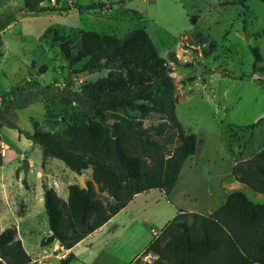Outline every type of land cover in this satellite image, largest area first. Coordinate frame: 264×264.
<instances>
[{
    "label": "rangeland",
    "instance_id": "obj_1",
    "mask_svg": "<svg viewBox=\"0 0 264 264\" xmlns=\"http://www.w3.org/2000/svg\"><path fill=\"white\" fill-rule=\"evenodd\" d=\"M24 1L0 3V109L4 104L2 110L9 122L25 134L33 133L36 123L41 131L52 133L87 125L93 121L91 113L76 101L74 93L83 83L95 82L110 71H121L118 62L85 71L86 61L71 66L57 43L42 39L48 28L57 25L65 30L122 38L141 27L167 60L180 123L198 140L196 155L186 161L180 183L169 196L158 190L137 195L109 226H115L116 233L93 239L106 251V256L101 254L95 259V264H134L140 256L132 261L137 251L155 237L150 230L163 229L179 209L208 216L225 203L231 192H241L253 203L264 204V195L237 182L233 183L237 189L230 184L234 181L233 164L264 150V122L250 128L264 118V75L251 76L255 63L251 48H258L264 60L263 2L62 0L59 8L73 3L95 8L38 14L22 12ZM41 5L57 4L56 0H44ZM193 16L198 17L196 25L192 23ZM196 32L206 37V44H197L193 36ZM180 48L181 52H175ZM171 51L175 52L176 62L169 59ZM160 120L153 116L144 125ZM25 140L17 130L1 128L0 233L15 226L32 262L58 264L74 250L67 254L59 242L47 248L41 246L50 234L43 184L55 188L67 200L68 187L79 184L80 177L85 182L92 181V170L77 174L56 158L43 168L41 148L33 142L26 146ZM173 149L180 150L178 142ZM26 159L30 166L27 174L23 166ZM98 194L104 201H111L106 192L98 190ZM77 257L71 264L91 261L89 252L83 251ZM152 260V256L143 259ZM0 264L6 263L0 258Z\"/></svg>",
    "mask_w": 264,
    "mask_h": 264
},
{
    "label": "trees",
    "instance_id": "obj_2",
    "mask_svg": "<svg viewBox=\"0 0 264 264\" xmlns=\"http://www.w3.org/2000/svg\"><path fill=\"white\" fill-rule=\"evenodd\" d=\"M43 1L25 0L22 12L40 14L95 8L76 3L59 8L62 0H56L53 7H44ZM197 18L192 17L193 25ZM1 32L0 28V49ZM193 36L198 45L207 43L202 33ZM42 39L57 43L71 66L86 61L84 71L102 64L121 65V71H110L95 82L83 83L74 93L76 101L91 113L93 121L87 125L69 126L63 132L52 133L41 131L36 123L33 133L25 134L7 120L1 104L0 128L15 129L39 146L43 168L56 158L77 174L92 170V181L86 182L88 189L70 185L67 201L55 188L43 184L50 234L41 246L59 242L65 250H72L137 195L158 190L169 196L186 161L196 155L198 140L196 135L185 131L177 117L175 85L167 60L160 56L144 28H136L119 38L80 29L65 30L56 25L48 28ZM251 51L255 56L251 76L264 75L260 50L251 48ZM168 56L171 62L177 61L174 51ZM153 116L161 120L145 126ZM263 122L264 118L250 128ZM176 142L180 150L173 149ZM231 176L264 195V150L249 160L235 162ZM97 188L106 192L111 201L101 199ZM148 256L154 260L143 261ZM0 258L6 264L32 262L15 226L0 233ZM74 260L76 256L71 252L58 264H71ZM134 264H264V204H255L243 193L234 192L209 216L179 210Z\"/></svg>",
    "mask_w": 264,
    "mask_h": 264
},
{
    "label": "crops",
    "instance_id": "obj_3",
    "mask_svg": "<svg viewBox=\"0 0 264 264\" xmlns=\"http://www.w3.org/2000/svg\"><path fill=\"white\" fill-rule=\"evenodd\" d=\"M183 49L182 48H180L178 51H175V52H181ZM0 131H1V128H0ZM26 142H28L27 143V145L26 146H30L31 144H32V141H30V140H28V139H26L25 140ZM235 164H233V166H234ZM185 167H186V163H185V165H184V168H183V170H182V172H181V175H180V177H179V179H178V182H177V184H176V187H175V189L178 187V184L180 183V180H181V178H182V175H183V173H184V170H185ZM234 182H236V181H232V182H230V184L231 185H233V183ZM237 183H239V182H237ZM234 186V188L235 189H237L238 188V185L237 184H234L233 185ZM232 193H234V192H231V194ZM230 194H228L227 196H226V198H225V201H226V199H227V197L229 196ZM65 200V199H64ZM68 200V199H67ZM66 200V201H67ZM134 200V199H133ZM133 200L131 201V203L133 202ZM130 203V204H131ZM130 204L125 208V209H123L119 214H117L115 217H113L107 224H105L103 227H101L100 229H98L97 231H95L94 233H92L91 235H89L86 239H84L83 241H81L77 246H75L72 250H75V249H78V248H85V252H89V255L91 256V261L90 262H88L87 264H95V259H99V256L102 254V255H106V251H103V249L102 248H99L98 246H97V244H96V240H93L94 238H96V237H103V236H106V235H111V233L112 234H115L116 232H114L115 230H116V227L114 226V227H111V228H109V226L114 222V220H116V218L120 215V214H122L125 210H127L128 208H129V206H130ZM218 209V208H217ZM216 209V210H217ZM179 210H182L183 211V209H179ZM215 210V211H216ZM184 211H186V210H184ZM215 211H212V212H210L209 214H208V216L209 215H211L212 213H214ZM188 212H194L193 210H190V211H188ZM194 213H197V212H194ZM177 214V213H176ZM176 214H173V216H172V219L174 218V216L176 215ZM171 219V220H172ZM162 230V229H161ZM160 230V231H161ZM160 231H158V230H156V229H152V230H150V233L152 232V234H153V236L154 235H156V234H158V233H160ZM154 233H156V234H154ZM154 238H151L150 239V242L153 240ZM150 242L147 244V246L150 244ZM147 246H145L144 248H142V249H140L139 251H137V253H136V256L133 258V260L132 261H134L139 255H141V253L146 249V247ZM47 248V247H46ZM65 250V249H64ZM72 250H67L66 252H67V254H68V252H70V251H72ZM107 254H109V253H107ZM76 259H78V257L76 258ZM94 259V260H93ZM93 261V262H92Z\"/></svg>",
    "mask_w": 264,
    "mask_h": 264
},
{
    "label": "water",
    "instance_id": "obj_4",
    "mask_svg": "<svg viewBox=\"0 0 264 264\" xmlns=\"http://www.w3.org/2000/svg\"><path fill=\"white\" fill-rule=\"evenodd\" d=\"M23 166H24V171L25 173L27 174L29 172V160L26 159L23 163ZM79 185L83 188V189H88V186H87V183L84 181V178L83 177H80L79 179ZM85 251V248H78V249H75L73 251L74 255L75 256H79V253Z\"/></svg>",
    "mask_w": 264,
    "mask_h": 264
},
{
    "label": "built area",
    "instance_id": "obj_5",
    "mask_svg": "<svg viewBox=\"0 0 264 264\" xmlns=\"http://www.w3.org/2000/svg\"><path fill=\"white\" fill-rule=\"evenodd\" d=\"M154 234H156V233H154ZM156 235H157V234H156ZM156 235H155V236H156ZM30 264H36V263H34V262H31Z\"/></svg>",
    "mask_w": 264,
    "mask_h": 264
}]
</instances>
